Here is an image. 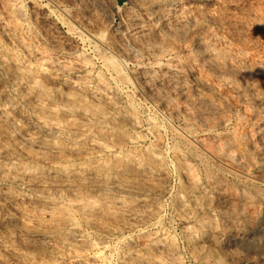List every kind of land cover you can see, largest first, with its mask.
<instances>
[{"label": "rangeland", "instance_id": "obj_1", "mask_svg": "<svg viewBox=\"0 0 264 264\" xmlns=\"http://www.w3.org/2000/svg\"><path fill=\"white\" fill-rule=\"evenodd\" d=\"M263 219L264 0H0V264H264Z\"/></svg>", "mask_w": 264, "mask_h": 264}, {"label": "bare ground", "instance_id": "obj_2", "mask_svg": "<svg viewBox=\"0 0 264 264\" xmlns=\"http://www.w3.org/2000/svg\"><path fill=\"white\" fill-rule=\"evenodd\" d=\"M53 15H54V14H53ZM58 15H59V14H58ZM61 17H62V16H60V18H61ZM132 17H133V16H132ZM132 17H131V18H132ZM60 18H59V19H60ZM135 18H136V17H135ZM132 19H134V18H132ZM130 20H131V19H130ZM139 20H140V19H139ZM151 20H152V19H151ZM164 20H165V19H164ZM134 21H135V20H134ZM134 21L132 20V22H134ZM137 21H138V20H137ZM165 21H167V20H165ZM169 21H170V20H169ZM141 22H142V21H141ZM160 22H162V21H160ZM129 23H130V22H129ZM138 23H139V21H138ZM138 23H137V24H138ZM70 24H71V23H70ZM142 24H143V23H142ZM152 24H153V23H152ZM158 24H160V23H158ZM165 24H166V23H165ZM120 25H121V24H120ZM127 25H128V24H127ZM130 25H131V24H130ZM133 25H134V24H133ZM135 25H136V24H135ZM168 25H169V24H168ZM170 25H171V24H170ZM170 25H169V26H170ZM122 26H124V25H122ZM139 26H141V24H140ZM163 26H164V25H163ZM165 26H166V25H165ZM169 26H168V27H169ZM70 27H71V26H70ZM70 27H68V28H70ZM132 27H134V26L131 25V28H132ZM135 27H136V26H135ZM142 27H143V26H142ZM72 28H74V27H72ZM122 28H123V27H122ZM128 28H129V27H128ZM136 28H137V29L135 30V32L138 30V31H140V32H139L140 34H141V32H142L143 30H145V29H142L141 27L138 28V26H137ZM144 28H145V27H144ZM163 28H164V27H163ZM163 28H162V30H163ZM74 29H75V28H74ZM125 29H126V28H125ZM132 29H133V28H132ZM168 29H169V28H168ZM168 29H167V27H166V29H164V32H163V31H161V32H163V33H167L166 30H168ZM170 29H171V28H170ZM69 30H70V29H69ZM75 30H78V29H75ZM128 30H129V29H128ZM141 30H142V31H141ZM66 31H67V29H66ZM78 31H79V30H78ZM165 31H166V32H165ZM168 31L170 32V30H168ZM143 32H146V31H143ZM161 32H159V33H161ZM66 33H67V32H66ZM69 33H70V32H69ZM123 33H124V32H123ZM126 33H128V32H126ZM129 33H130V32H129ZM132 33H133V35H135L134 32H132ZM159 33H158V34H159ZM74 34H75V33H74ZM136 34H137V33H136ZM79 35H80V33H78V36H79ZM82 35H83V38L88 42V44H90V43H97V44H98V43H102V41L104 40V38H103V40H102V35H101L100 33H99V34H94V33H91V32H88V33L84 32V33H83V31H82ZM161 36H163V35H161ZM134 37H136V36H134ZM104 41H105V40H104ZM107 41H108V40H107ZM105 42H106V41H105ZM103 43H104V42H103ZM105 44H107V43H105ZM105 44H104V45H105ZM90 45H91V44H90ZM93 45H94V44H93ZM101 45H102V44H101ZM94 46H95V45H94ZM105 46H106V45H105ZM108 46H109V45H108ZM92 47H93V46H92ZM94 48H95V47H94ZM102 48H103V47H102ZM108 48H109V47H108ZM96 50H97V48H96ZM93 51H94V50H93ZM87 52H88V51H87ZM90 52H91V51H90ZM103 52H104V51H103ZM87 54H88V53H87ZM87 54H85V55L87 56ZM94 55H95V53H94ZM94 55H93V57H95ZM106 55H107V54H106ZM91 56H92V55H91ZM91 56H90V57H91ZM97 56L99 57V55H97ZM97 56H96V57H97ZM100 56H101V55H100ZM108 56H109V54H108ZM87 57H88V56H87ZM90 57H89V59H92V58H90ZM96 57H95V58H96ZM98 57H97V58H98ZM102 57H103V59H104V57H107V56H103V54H102L101 59H102ZM110 57H111V56H110ZM110 57H109V58H110ZM116 57H117V56H115L113 60L111 59V61L107 60L108 58H107V59L105 58V60H106L107 62H109V63H107V65H108L109 69L112 71V72H111V71L109 70L110 73H112V75L117 79V81L121 82V84H122V80L124 81L126 77H127V78H129V77H128V75L126 76V73H127V72L125 73V70L122 69V68H123V65H122L123 63H122V61H121L120 59H116ZM85 58H86V57H85ZM97 58H96V59H97ZM117 58H118V57H117ZM89 59H88V60H89ZM174 59H175V58H174ZM88 60H86V62H87ZM105 60H104V61H105ZM179 60H182V59H179ZM179 60L176 58L173 62L170 61V60H169V61L172 62L171 64H174V63H175V64L177 65L178 63H180ZM92 61H93V59H92ZM96 61H97V60H96ZM106 61H105V62H106ZM55 62H56V61H55ZM93 62H94V61H93ZM170 62H167V64H169ZM53 63H54V62H53ZM56 63H57V62H56ZM87 63H88V62H87ZM103 64H105V63L103 62ZM171 64H169V67H170ZM58 65H59V64H58ZM60 65H62V63H60ZM64 65H65V64H64ZM64 65H63V66H64ZM124 66H125V68H126V66H127V70L129 69V68H128L129 66H128L127 62H126V64H125ZM167 66H168V65H167ZM174 66H175V65H174ZM178 66H179V65H178ZM172 67H173V66H172ZM179 67H180V66H179ZM179 67H178V68H179ZM181 67H182V66H181ZM100 68H101V67H100ZM104 68H105V66H104ZM167 68H168V67H167ZM175 68H176V66H175ZM105 69H106V68H105ZM107 69H108V68H107ZM165 69H166V68H165ZM173 69H174V68H173ZM103 70H104V69H103ZM127 70H126V71H127ZM129 70H130V69H129ZM169 70H170V69H169ZM106 71H107V70H106ZM167 71H168V70H167ZM167 71H166V72H167ZM170 71H172V70H170ZM129 72H130V71H129ZM129 72H128V73H129ZM141 72H142V71H141ZM149 72H150V71H149ZM149 72H148V73H149ZM166 72H165V73H166ZM105 73H106V72H105ZM128 73H127V74H128ZM170 73H173V72H170ZM170 73H169V74H170ZM97 74H98V73H97ZM97 74H96V75H97ZM143 74H145V73H143ZM169 74H168V76H169ZM104 75H105V74H104ZM171 75H172V74H171ZM145 76H146V74H145ZM166 76H167V75H166ZM98 77H100V76H98ZM105 77H106V75H105ZM107 77H108V75H107ZM114 77H113V78H114ZM140 77H142V76H140ZM172 77H173V76H172ZM101 78H103V77L101 76ZM101 78H98V79H100V80H99L100 83H101V82L103 83V81H104V83L107 82L106 79H105V80H106V81H105L104 78H103V79H101ZM169 78H170V77H169ZM107 79H108V78H107ZM145 79H146V78L144 77L143 80L145 81ZM170 79H171V78H170ZM109 80H110V79H109ZM113 80H114V79H113ZM127 80H129V79H127ZM143 80H142V81H143ZM149 80H150V79H149ZM151 80H152V79H151ZM115 81H116V80H115ZM130 81H131V80H129V83H131ZM81 83H82V81L79 82V84H81ZM102 83H101V85L98 83V84L100 85V87H101V86L103 87L104 83H103V84H102ZM123 83H124V82H123ZM140 83H141V82H140ZM115 84H116V82H115ZM115 84H114V85H115ZM121 84H120V85H121ZM125 84H126V83H125ZM131 84H132V83H131ZM138 84H139V82H138ZM146 84H147V82H146ZM111 85H112V84H111ZM126 85H127V84H126ZM140 85H141V84H140ZM197 85H198V84H197ZM84 86H85V85H84ZM84 86L82 85V87L80 86V88L82 89V88H84ZM87 86H88V85H86L85 88H86ZM138 86H139V85H138ZM138 86H137V87H138ZM207 86H208V84H207L205 81L200 80V87H205V88H206ZM112 87H113V85H112ZM120 87H122V86H120ZM120 87H119V88H120ZM135 87H136V85H135ZM141 87H142V86H141ZM208 87H209V86H208ZM109 88H110V87H109ZM115 88H116V87H115ZM138 88H139V87H138ZM87 89H88V87H87ZM117 89H118V88H117ZM125 89H126V88H124V90H125ZM128 89H130V88H128ZM135 89H136V88H135ZM88 90H89V89H88ZM92 90H93V89H92ZM94 90H95V89H94ZM94 90H93V92H94ZM108 90H109V89H108ZM110 90H111V88H110ZM119 90H120V89H119ZM126 90H127V89H126ZM126 90H125V91H126ZM137 90H138V89H137ZM97 91H98L99 93H97L96 91H95L96 93H95V92H94V93L92 92V93H93V96H94V94H96L97 97H101V98L105 99V102H107V103H109V104H115L114 107L116 106V102H115L113 99H111V97H113V96L115 97V95H113V96H111V97L108 96V95L116 94V93H111V94H110V93H108V94L102 93V91L104 92L103 88H102L100 91H99V89L97 88ZM106 91H107V90H106ZM131 91H132V90H131ZM133 91H134V90H133ZM133 91H132V92H133ZM89 92H90V91H89ZM109 92H110V91H109ZM121 92H122V91H121ZM125 93H126V92H125ZM135 93H136V90H135ZM135 93H134V94H135ZM117 94H118V93H117ZM128 94H129V93H128ZM128 94L126 93V95H128ZM119 95H120V94H119ZM119 95H118V96H119ZM128 96H131V95L129 94ZM128 96H127V97H128ZM133 96H135V95H132V97H133ZM101 98H100V99H101ZM121 98H122V97H121ZM121 98L118 97V99H120V100H121ZM124 98H125V97H124ZM115 99H116V98H115ZM126 99H127V98H126ZM124 100H125V99H123V101H124ZM129 100H130V99H129ZM132 100H133V99H132ZM130 101H131V100H130ZM130 101H129V103H130ZM105 102H104V103H105ZM117 102H118V101H117ZM119 102H120V101H119ZM127 102H128V100H127ZM131 103H132V101H131ZM131 103H130L129 105H131ZM133 104H134V103H133ZM133 104L131 105L132 108L134 107ZM106 105H107V104H106ZM126 105H127V104H126ZM112 106H113V105H112ZM117 106H118V105H117ZM120 106H121V105L119 104V107H120ZM136 106L138 107V105H136ZM114 107H113V108H114ZM127 107H128V106H127ZM134 108H135V107H134ZM134 108H133V109H134ZM133 109H132V110H133ZM136 109H137V108H136ZM118 110H119V109H118ZM121 110H122V109H121ZM121 110H120V111H121ZM129 110H131V109H129ZM134 110H135V109H134ZM137 111H139V110H137ZM126 112H127V111H126ZM126 112H125V114H126ZM128 112H129V111H128ZM128 112H127V117H129V119H131V121H132V120H136L135 118L139 117V116L135 117V116H136V115H135L136 113L133 114V116H131V114H128ZM133 112H134V111H133ZM122 113H123V112H122ZM128 115H129V116H128ZM134 115H135V116H134ZM130 116H131V117H130ZM127 117L124 116V118H127ZM153 117H154V116H153ZM153 117H152V118H153ZM148 118H149V117H148ZM154 118H155V117H154ZM127 119H128V118H127ZM138 120H140V119L138 118ZM138 120H136V121L138 122ZM148 121H150V120H148ZM151 121H152V120H151ZM151 121H150V122H151ZM153 121H154V123H155V119H153ZM133 122H134V121H133ZM154 123H153L152 125H154ZM156 123H157V120H156ZM136 124L139 125V122L136 123ZM140 124H141V120H140ZM145 124H147V123H145ZM158 124H159V122H158ZM160 124H161V123H160ZM160 124H159V125H160ZM148 125H149V122H148ZM148 125H147V126H148ZM155 125H156V124H155ZM159 125H156V126H159ZM147 126H146V127H147ZM150 126H151V125H150ZM150 126H149V127H150ZM153 127H154V126H153ZM161 127H162V125H161ZM147 128H148V127H147ZM163 128H164V127H163ZM151 129H154V128H151ZM159 129H160V127H159ZM174 129H175V127H174ZM149 130H150V129H149ZM154 130H155V129H154ZM154 130H153V131H154ZM176 130H177V132H178V129H175L174 131H176ZM156 131H158V129H157ZM156 131H155V132H156ZM182 131H183V129H182ZM182 131H181V133H182ZM160 132H161V129H160ZM172 132H173V131H172ZM184 132H185V130L183 131V133H184ZM187 132H188V131H187ZM178 133H179V132H178ZM183 133H182V134H183ZM186 134L191 135L190 133H186ZM182 136H183V135H182ZM175 137H176V136H175ZM189 137H190V136H189ZM176 138H179V137H176ZM182 139H183V138H182ZM182 139L179 138V140H178V139H175V140L180 141V140H182ZM192 140H193V139H192ZM194 140H195V139H194ZM196 141H197V140H196ZM186 144H187V142H186ZM192 145H193V144H192ZM230 145H231V144H230ZM227 148H228V147H227ZM175 149H176V148H175ZM177 149L179 150L180 147H179V148L177 147ZM228 149L230 150V149H232V147L229 146ZM182 150H183V149H182ZM182 150H181V151H182ZM185 150H186V149H185ZM179 151H180V150H179ZM230 151H231V150H230ZM223 152H225V150H224ZM225 153H226V155H231V154H227V153H230V152H225ZM225 153H224V155H225ZM231 153H232V152H231ZM183 154H184V153H183ZM195 154H196V153H195ZM232 156H233V155H232ZM241 156H242V155H241ZM228 157H230V156H228ZM241 158H242V157H241ZM241 160H242V159H241ZM244 195H245V194H244ZM159 217H160V216H159ZM159 219H162V218L160 217ZM263 220H264V219H263ZM161 221H162V220H161ZM258 222H259V221H258ZM159 223H160V222H159ZM159 223H158V224H159ZM155 224H156V223H155ZM151 225H152V224H151ZM159 225H161V224H159ZM157 227H158V226H157ZM158 228H159V227H158ZM158 228H156V229H158ZM154 230H155V229H154ZM152 231H153V230H152ZM150 232H151V231H150ZM153 233H154V232H153ZM150 234H152V233H150ZM158 234H160V235L162 236L161 232H159ZM158 234H157V232L154 233V236L152 237V242H155L156 239H159V238L161 237V236L158 235ZM41 235H42V234H41ZM39 237H41V236H39ZM42 238L45 239V238H47V237H45V235H42ZM84 238H85V237H84ZM91 240H92V239H91ZM91 240H90V241H91ZM127 242H128V241H127ZM152 242H151V243H152ZM160 242H161L162 244L164 243V242H162V241H160ZM160 242H159V243H160ZM155 243H157V242H155ZM155 243H153V245H154ZM95 244H96V242H95ZM104 245H105V244H104ZM128 245H129V243H128ZM153 245H152V246H153ZM95 246H96V245H95ZM109 246H110V245H109ZM126 246H127V245H126ZM157 246H158V245H157ZM120 247H122V246H120ZM162 247H163V246H162ZM104 248H105V247H104ZM118 248H119V246H118ZM118 248H117V249H118ZM154 248H155V247H154ZM119 249H120V248H119ZM111 250H112V249H111ZM123 251H124V250H123ZM118 252H119V250H118ZM106 253H107V252H106ZM112 253H113V252H112ZM101 254H102V253H101ZM104 254H105V253H104ZM104 254H102V256H103ZM121 254H122V253H121ZM110 255H111V252H110ZM98 256L100 257V255L97 253V257H98ZM120 256H121V255H120ZM95 257H96V256H95ZM97 257H96V258H97ZM99 257H98V258H99ZM108 257H109V256H108ZM115 257H116V256H115ZM123 257H124V256H123ZM123 257H120V258L123 259L122 261L125 260ZM101 258H102V257H101ZM104 259H105V258H104ZM78 260H79L80 262L77 263V264H82V263H83L82 259H79V258H78ZM97 260H98V259H97ZM100 260L102 261V259H100ZM108 260H109V259H108ZM103 261H104V260H103ZM109 261H112V260H109ZM122 261H121V262H122ZM77 262H78V261H77ZM81 262H82V263H81ZM124 262L127 263V264H129V262H128L127 260L124 261ZM102 263L104 264L105 261L102 262ZM108 263L110 264V262H108ZM125 263H124V264H125ZM122 264H123V263H122Z\"/></svg>", "mask_w": 264, "mask_h": 264}]
</instances>
